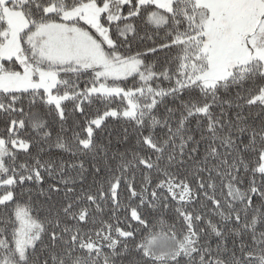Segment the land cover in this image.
<instances>
[{"label": "snow or ice", "instance_id": "obj_1", "mask_svg": "<svg viewBox=\"0 0 264 264\" xmlns=\"http://www.w3.org/2000/svg\"><path fill=\"white\" fill-rule=\"evenodd\" d=\"M0 264H264V0H0Z\"/></svg>", "mask_w": 264, "mask_h": 264}]
</instances>
